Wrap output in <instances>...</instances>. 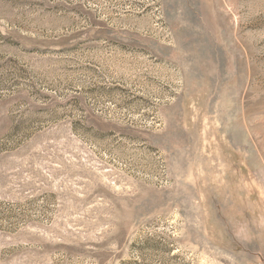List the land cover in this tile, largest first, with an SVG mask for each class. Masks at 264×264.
Masks as SVG:
<instances>
[{
	"label": "rangeland",
	"instance_id": "rangeland-1",
	"mask_svg": "<svg viewBox=\"0 0 264 264\" xmlns=\"http://www.w3.org/2000/svg\"><path fill=\"white\" fill-rule=\"evenodd\" d=\"M0 264H264V0H0Z\"/></svg>",
	"mask_w": 264,
	"mask_h": 264
}]
</instances>
